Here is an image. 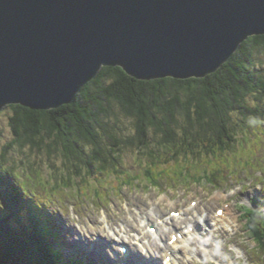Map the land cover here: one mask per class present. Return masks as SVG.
<instances>
[{
  "label": "rangeland",
  "instance_id": "374dc122",
  "mask_svg": "<svg viewBox=\"0 0 264 264\" xmlns=\"http://www.w3.org/2000/svg\"><path fill=\"white\" fill-rule=\"evenodd\" d=\"M255 58L264 72V50L257 52ZM249 105L254 107L259 102L252 97ZM260 105L264 107V101ZM116 112L119 118H114L109 128H114L112 134L118 139L113 142L104 132L102 135L106 148L114 149L117 142L119 147L122 146L117 148L121 149L117 153L120 158L118 166L112 165L105 173H100V167L94 165L93 171L82 168L78 174L75 169L67 168L61 150L48 151L47 145L52 142L50 139H47L42 151L31 147L21 148L17 143L8 151L4 162L6 149L17 138L11 123L14 116L12 109L5 108L0 113V165L11 174L13 181L20 179L21 184L29 187L30 195L34 194L35 200L48 206L49 219L52 220L53 215L63 219V229L59 234L66 257H78L91 264H116L113 259L120 245L113 240L118 237L115 232L109 231L105 215H108L115 231L120 232L123 227L137 230L147 214H154L152 222L155 224L166 214L189 206L193 210L188 216L190 222L199 221V214L207 218L217 215L219 208H230L232 213L228 217L231 225L213 229L211 225L204 224L203 232L193 238L190 246L193 260L190 261L185 255L183 264H264V252L247 226L250 216H242V210L245 211L242 206L248 204L250 208L257 209L259 206H252L251 203L264 199V119L247 123L242 122L241 116L235 115L232 125L228 127L231 138H226L222 147L218 134L209 129L206 133L199 124L187 125L180 117L186 128V131L185 128L180 132L178 130L180 136H184L185 132H189L190 137L197 132L200 134L193 137L195 141L181 137L186 144L183 147L189 153L175 155L174 150L166 156L162 155L164 157L158 167L146 155L148 150L140 151L124 145L128 137L135 136L136 123L123 116L118 107ZM159 141L160 137L152 140L154 151L158 149ZM202 165L208 170L221 168L226 172L216 175L213 182L205 180L197 183L182 177L188 176L189 172L190 175L196 173ZM155 180L160 181L159 187L155 186ZM68 185L70 188L66 189ZM193 201L197 207L192 206ZM4 203L0 194V209L5 207ZM103 230H107V233ZM124 241L126 244L131 242L128 237ZM94 243L97 248H93ZM152 243L147 244V248L136 246L138 250L132 246L133 256L130 259L136 264L142 261L155 264V259L161 260L162 252L158 253V249L163 242ZM136 256L142 260L140 263Z\"/></svg>",
  "mask_w": 264,
  "mask_h": 264
},
{
  "label": "water",
  "instance_id": "95a60500",
  "mask_svg": "<svg viewBox=\"0 0 264 264\" xmlns=\"http://www.w3.org/2000/svg\"><path fill=\"white\" fill-rule=\"evenodd\" d=\"M258 36L264 0H0V112L73 104L104 67L206 78Z\"/></svg>",
  "mask_w": 264,
  "mask_h": 264
},
{
  "label": "trees",
  "instance_id": "16d2710c",
  "mask_svg": "<svg viewBox=\"0 0 264 264\" xmlns=\"http://www.w3.org/2000/svg\"><path fill=\"white\" fill-rule=\"evenodd\" d=\"M263 50L264 36L252 37L218 72L206 78L141 81L129 76L123 68L104 67L99 76L79 93L73 104L53 110L9 106L7 108L14 113L11 123L17 139L6 149L3 160L6 161L8 151L17 143L21 148L31 147L42 151L47 139H50L52 142L47 145L48 151L61 150L69 170L75 169L78 174L82 168L93 171L94 165H97L102 171L100 173H105L108 167H117L120 162L117 153L121 149L117 148L122 146L119 147L117 142L114 149L106 148L102 135L104 132L113 142L118 139L112 134L114 128H109L114 118H119L117 107L123 116L136 123L135 136L128 137L124 145L140 151L148 150L146 155L157 166L164 156L174 150L175 155L187 154L189 150L185 151L183 146L186 144L181 137L195 141L193 137L200 134L197 132L190 137V133L185 132L184 136H180V130L185 128L183 122L191 126L199 124L206 133L212 130L218 134V142L224 147L226 138H231L228 127L235 115L241 116L242 122L247 123L264 119V107L260 105L264 101V72L255 58L257 52ZM252 97L257 99L259 105H249ZM180 117L184 118L183 122ZM155 137H160V141L156 147L158 149L154 151L151 142ZM225 172L221 168L208 170L202 165L195 174L190 175L189 172L188 176L182 177L197 183L205 180L213 182L216 175ZM10 176L0 165V194L5 201V207L0 209V264L65 262L63 258L59 259L50 245V235L57 240L59 235L53 230L54 220L49 219L48 210L40 206L42 223L39 217L30 221L35 202L27 191L20 188L19 181H13ZM154 183L159 187V180ZM69 188V185L66 186V189ZM260 206L264 211L263 202ZM243 209L246 216H250L248 229L264 252L263 214L245 207ZM29 249L35 256V263ZM72 262L77 264L76 261Z\"/></svg>",
  "mask_w": 264,
  "mask_h": 264
},
{
  "label": "bare ground",
  "instance_id": "6f19581e",
  "mask_svg": "<svg viewBox=\"0 0 264 264\" xmlns=\"http://www.w3.org/2000/svg\"><path fill=\"white\" fill-rule=\"evenodd\" d=\"M257 158L258 157H256V159ZM18 183L20 184V188L21 189L26 188L24 191L25 192L27 191L28 195L32 198L33 202H35L34 203L35 209H31V211L33 212L34 215H33V218L30 217V221H32L33 219H36L37 217H39V219H40V221L42 223L43 221L41 219V209H40V206H42L43 208L47 209L45 207V203H41V202L35 200V195L34 194L30 195L31 190L29 191V189H28L29 187H26L24 184H21L20 179H19V182ZM20 204H22V203H20ZM164 204H166V202ZM170 206H173V205L170 204ZM188 211H190V210L184 211V213H183L184 217L182 219H181V216L179 218H176V217L173 218V217H171L170 216L171 215L170 214L171 212L169 213L170 215L169 214H166L165 215V218L164 217L162 218L163 220H165L164 221L165 224H164V226L160 227L161 228V235H160L159 240L158 241H155V242L156 243L157 242H163L164 243V246L163 247H160L159 249L157 248L158 249V253H160V251L162 252V253H160L162 255V258L165 257V256H166L165 257L166 259H167V257H172L170 264H183L182 258H184L185 255H188L190 253V251H191L190 250V246H192L193 237H195V236L198 235V233H195V232L193 234L190 233V234H188V235L185 236L184 240H182L181 232H183L184 229H185V228H183V225L188 222V221L185 220V215H187L186 213ZM172 212H174V211H172ZM231 213H232V210L229 208V209L226 210V214H224L223 217L217 216L215 218V217H213V215H212V217L209 215V216H207V218H205V223H206V225H209V223H210L214 229H223V227H221L220 225H222L225 220H228L229 221V224L231 225L230 219L228 217V216L231 215ZM201 216L204 217L205 215L202 214ZM153 218H154V214H150V215L147 214V216H146L145 219H148V223L150 224V222H151V220ZM159 219H161V218H159ZM182 220H183V222H182ZM231 222H232V220H231ZM142 224H145V221L144 220L142 221L141 225L138 226L139 227V232L137 233V235L132 230V227H129V228L125 227L124 230L129 235V239L132 242L133 241H136V240H139V241H141V243L144 242V247H147V244H145L146 243L145 240L147 239V234L144 233L146 231V229H143L142 228ZM190 224H192V223L189 222V224L186 226V228H190ZM136 226L137 225H135V228H136ZM193 226H195V225H193ZM108 227H109V231L110 232H115L116 233L115 229L111 225H108ZM195 230H196V228H195ZM103 231H107V230H103ZM117 233H118L117 235L119 236V238L121 240H124L123 239V235H126V234L123 233V230H121L120 232H117ZM132 234H135V235H132ZM51 236L52 235H50V237ZM13 238L16 239L14 236H13ZM174 238H177V241H176L177 243L172 244V240ZM151 243H152V241H149V244H151ZM108 245L109 244H107V246ZM152 246L153 245L149 246V248L152 247ZM96 247H98V246L96 245ZM55 249L57 251L59 250L58 244L55 245ZM29 250L32 252L31 249H29ZM59 252L61 253V254L58 255L59 259H62L63 258L65 260V262H57L56 264H76L74 262H72V263L69 262L70 259L67 258L66 255L65 256H62V252L61 251H59ZM32 254H33V252H32ZM131 256H133L132 251H130V257ZM33 257H34V263H35V256H34V254H33ZM114 257H117V256L114 255ZM127 257H128V255H126V256H124V255L123 256H120L119 257L120 258L119 261H121V260H125L126 261L127 260ZM188 257L190 258V256H188ZM136 258L139 261V263L142 261L138 256H136ZM23 259L26 260L25 257H23ZM158 260L159 259L157 258V260H156L157 264H158ZM128 261H130L129 258L127 260V264H128ZM159 262H160V260H159ZM131 263L136 264V262H134L133 260H131L129 262V264H131ZM77 264H80L79 261H78ZM141 264H151V263H144L142 261ZM161 264H163V263H161Z\"/></svg>",
  "mask_w": 264,
  "mask_h": 264
}]
</instances>
